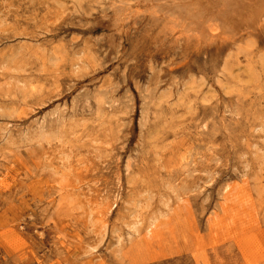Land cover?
Segmentation results:
<instances>
[{"label":"rangeland","instance_id":"rangeland-1","mask_svg":"<svg viewBox=\"0 0 264 264\" xmlns=\"http://www.w3.org/2000/svg\"><path fill=\"white\" fill-rule=\"evenodd\" d=\"M164 1L0 0V264H264V9Z\"/></svg>","mask_w":264,"mask_h":264},{"label":"bare ground","instance_id":"bare-ground-1","mask_svg":"<svg viewBox=\"0 0 264 264\" xmlns=\"http://www.w3.org/2000/svg\"><path fill=\"white\" fill-rule=\"evenodd\" d=\"M220 1L224 3L222 4V7L219 11L216 10L217 5L216 6L210 5L211 2L210 0L209 1L208 0H165L164 3L161 4L158 3V5L160 10L161 9L166 10V12L167 13L169 12L171 15L178 14L180 16V19H178V16H175V19L176 18L178 19L177 25H180L184 33L185 31L191 33H197V34L202 33V35L199 34V36L201 37H203L207 33L206 32L207 27L208 30H211L213 28L211 27V29H209L210 27L208 26V25L211 26V22L213 20L214 21L216 20V23L217 20L219 21L221 20V24L224 25L225 19L228 18L227 14H233V11L235 10L237 12L235 13V16L233 18L237 17V14H242V12L245 9L246 10L244 12L250 14L259 13V10L264 9L262 7L259 8L255 7L256 6L255 4H259V3L261 4V0H220ZM239 21L241 20H238L237 22Z\"/></svg>","mask_w":264,"mask_h":264}]
</instances>
